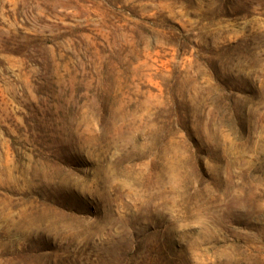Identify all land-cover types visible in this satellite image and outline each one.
Masks as SVG:
<instances>
[{
  "label": "rangeland",
  "instance_id": "374dc122",
  "mask_svg": "<svg viewBox=\"0 0 264 264\" xmlns=\"http://www.w3.org/2000/svg\"><path fill=\"white\" fill-rule=\"evenodd\" d=\"M0 264H264V0H0Z\"/></svg>",
  "mask_w": 264,
  "mask_h": 264
}]
</instances>
